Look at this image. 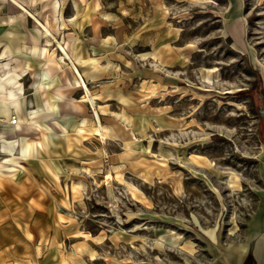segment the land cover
Listing matches in <instances>:
<instances>
[{
    "label": "rangeland",
    "instance_id": "1",
    "mask_svg": "<svg viewBox=\"0 0 264 264\" xmlns=\"http://www.w3.org/2000/svg\"><path fill=\"white\" fill-rule=\"evenodd\" d=\"M23 1L73 74L0 58V108L34 113L0 148V264H264V0Z\"/></svg>",
    "mask_w": 264,
    "mask_h": 264
},
{
    "label": "crops",
    "instance_id": "2",
    "mask_svg": "<svg viewBox=\"0 0 264 264\" xmlns=\"http://www.w3.org/2000/svg\"><path fill=\"white\" fill-rule=\"evenodd\" d=\"M20 1L24 2L23 0H20ZM7 2L10 5L12 11L16 12L17 15H16L15 19H13V20L8 19V16L0 19V58L8 56L9 53H12V54L16 53L17 55H19L23 58L30 59L33 63V67L38 68V69H42V71H45L47 73L46 77H48L50 79L54 78L56 81H58L60 83L66 82L68 79L67 75H69V77H71L70 75L73 74L72 69L68 68L67 62H65L64 65H61L60 69L58 71V69H56L51 64V62H44V60L41 57H39L38 54H34L32 51H30V46H31L32 40H29V39H31L32 36H37L38 43L40 41L39 38L41 36V30L39 29V25L33 19V26L35 29L29 31L26 34L25 26H26L27 19H26V17H24L23 11L20 14V8L17 5L11 3V1H9V0H7ZM29 20L30 19H28V21ZM42 21L46 22V20H42ZM49 21L52 22L50 19H49ZM26 38H27V41L25 40ZM27 79H29L28 83H27V88L30 91L29 97L26 94V83H25V81ZM21 81H22V84L24 86V90H23L24 91L23 92V105H24V107L28 110L37 109L38 107H40L42 105V100H43L44 96L42 95V93L40 91L36 92L35 89H31L29 87V84L31 82L29 75L23 76ZM55 83H53V85ZM72 87H69L68 89H66L70 96H71V94H70L69 90ZM48 93L49 94L52 93L51 88L48 89ZM55 116L56 115L54 114V117ZM0 129L4 130L9 135H13L15 130H18V127H16L12 123H10L9 120L6 119V120L0 121ZM31 130L32 129L30 128L29 133L32 132ZM18 131H19V134L22 136L29 135L27 132H25V127H22V129L18 130Z\"/></svg>",
    "mask_w": 264,
    "mask_h": 264
},
{
    "label": "bare ground",
    "instance_id": "3",
    "mask_svg": "<svg viewBox=\"0 0 264 264\" xmlns=\"http://www.w3.org/2000/svg\"><path fill=\"white\" fill-rule=\"evenodd\" d=\"M15 5H17L19 8H20V13L22 12V11H27L29 14H32L33 15V13L31 12L30 13V11H28L29 9H28V7L24 4V3H22L21 1H19V0H11ZM35 17V16H34ZM11 18H14V15H12L11 14ZM35 20H36V22L38 23V25H39V27H40V30L42 29L43 31V34H46V35H49V34H51L52 32H51V29L49 28V26L47 25V24H45V23H43L42 21H40L38 18H36L35 17ZM35 46V45H34ZM34 46H33V48H34ZM59 46V48L62 50V52H63V58L65 59V58H67V59H69V58H71V55H70V53L67 51V49L65 48V46L63 45V44H59L58 45ZM38 50V49H37ZM38 52V51H37ZM3 67V66H2ZM24 69V68H23ZM214 69H215V67H214ZM1 70V69H0ZM5 70V69H4ZM11 70V69H10ZM73 70H74V72H75V74L79 77V80L77 79H75V82H81L82 83V85L85 87V90H86V92H89V88H88V86H87V84H86V82H85V80H84V78H83V76H82V73L80 72V70L78 69V68H76L75 66H73ZM28 72H29V70H28ZM6 74V73H5ZM25 75H26V73H25ZM20 78V77H19ZM39 79H40V73H39ZM39 79H38V81H37V83L39 84ZM37 84V85H38ZM37 87V86H36ZM2 89H3V87H2ZM1 92V91H0ZM21 97V96H20ZM1 98V97H0ZM19 98V97H18ZM13 103H17V104H19V101H15V102H13ZM19 109V108H18ZM24 112V111H23ZM33 112V111H32ZM36 113V112H35ZM34 114V113H33ZM33 114L29 117V116H27V115H24L21 111H20V119H21V123L19 124V126H18V130H21L22 128H21V126H23V125H25V132H29L30 131V128H31V126H32V117H34L33 116ZM14 118H16L17 120H16V122H14ZM10 120L11 121V123H17L18 122V118L17 117H14V116H11L10 117V115H9V112L8 111H5L4 109H1L0 108V121H2V120ZM87 119V118H86ZM83 121H85V120H83ZM7 122V121H6ZM6 124V123H5ZM36 126V125H35ZM39 127V126H38ZM4 129V128H3ZM37 129V128H36ZM34 130V129H33ZM35 132V131H34ZM8 134H6V132L4 131V130H1L0 129V148H1V150H3V151H6L7 150V146H6V144H11V145H17V140L16 139H12V138H9L8 136H7ZM35 140V139H34ZM38 143V142H37ZM31 144H32V140H31V136H28V138H27V146H28V148L31 146ZM17 151H13L12 153H8V152H5L6 153V157H4V159L2 160V162H6L7 160H9L11 157H13L14 155H15V153H16ZM14 165H18V163L17 162H15V164ZM8 168H13V169H16V167L15 166H8ZM237 246V245H236ZM235 246V247H236ZM234 247V248H235ZM239 247V246H238ZM233 248V249H234ZM240 248V247H239ZM242 251V250H241ZM234 252V251H233ZM244 252V251H243ZM237 254V253H236ZM240 262V261H239Z\"/></svg>",
    "mask_w": 264,
    "mask_h": 264
},
{
    "label": "built area",
    "instance_id": "4",
    "mask_svg": "<svg viewBox=\"0 0 264 264\" xmlns=\"http://www.w3.org/2000/svg\"><path fill=\"white\" fill-rule=\"evenodd\" d=\"M16 120H17V119H16V118H14V122H16Z\"/></svg>",
    "mask_w": 264,
    "mask_h": 264
}]
</instances>
